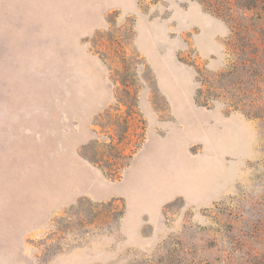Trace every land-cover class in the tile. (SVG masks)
Listing matches in <instances>:
<instances>
[{
	"label": "rangeland",
	"instance_id": "374dc122",
	"mask_svg": "<svg viewBox=\"0 0 264 264\" xmlns=\"http://www.w3.org/2000/svg\"><path fill=\"white\" fill-rule=\"evenodd\" d=\"M245 1L0 0V264H264V13Z\"/></svg>",
	"mask_w": 264,
	"mask_h": 264
},
{
	"label": "crops",
	"instance_id": "0c3cea01",
	"mask_svg": "<svg viewBox=\"0 0 264 264\" xmlns=\"http://www.w3.org/2000/svg\"><path fill=\"white\" fill-rule=\"evenodd\" d=\"M203 48V51L205 52L206 49L204 47ZM162 82V80H161ZM169 92V91H168ZM171 95V98H172V102H173V105L175 107V109L182 115H186V113L188 112L189 110V100L188 98L186 97V102L184 100H182V98H180V101H181V104L180 105H176L178 104L177 102H175L173 96L171 93H169ZM184 101V103L182 102ZM183 104L185 105V107H183ZM143 168L141 169L140 167L138 168V170L136 169V173H135V182H133V184L128 188V192H129V198H130V207H131V211L132 212H135V211H138L139 208H145V207H150L151 206V203L150 201H148L146 199V194H143V186L140 188V185L138 184L140 182V178L143 176H145L147 174V172H143ZM147 180H148V177H147ZM139 181V182H138ZM145 182V181H144ZM143 182V183H144ZM148 186L147 189H151L152 187L150 186L149 183H147ZM157 184V183H156ZM145 185V184H144ZM184 189L186 191H189L191 192V194L194 193V190L192 188V186L190 185L189 182H183V183H178L172 187H169L167 190H165L163 192L162 195H160V197H166V196H169V195H172L174 192H176V190L178 189ZM148 190V191H149ZM152 190V189H151ZM155 198L157 199L158 198V194H157V188H156V196ZM132 214V213H131Z\"/></svg>",
	"mask_w": 264,
	"mask_h": 264
},
{
	"label": "trees",
	"instance_id": "16d2710c",
	"mask_svg": "<svg viewBox=\"0 0 264 264\" xmlns=\"http://www.w3.org/2000/svg\"><path fill=\"white\" fill-rule=\"evenodd\" d=\"M241 7L243 8V10H245L247 12L248 11L261 10L264 13V0H246L244 3L241 4ZM211 12L214 14L220 15L221 10L216 9V10H213ZM229 21H233V20L230 18Z\"/></svg>",
	"mask_w": 264,
	"mask_h": 264
}]
</instances>
